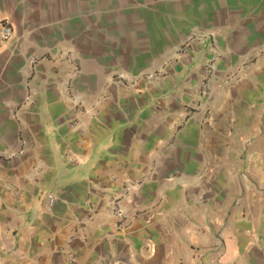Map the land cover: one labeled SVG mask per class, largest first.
Masks as SVG:
<instances>
[{
  "label": "crops",
  "instance_id": "crops-1",
  "mask_svg": "<svg viewBox=\"0 0 264 264\" xmlns=\"http://www.w3.org/2000/svg\"><path fill=\"white\" fill-rule=\"evenodd\" d=\"M3 24L0 264H264V0H0Z\"/></svg>",
  "mask_w": 264,
  "mask_h": 264
},
{
  "label": "built area",
  "instance_id": "built-area-1",
  "mask_svg": "<svg viewBox=\"0 0 264 264\" xmlns=\"http://www.w3.org/2000/svg\"><path fill=\"white\" fill-rule=\"evenodd\" d=\"M11 34H12V32H11L10 27H8L5 24L1 25V27H0V38L2 40H4V41L9 40L11 38ZM208 36L212 37V34L205 33V32H200V31H192L191 34L189 35V37L186 40H184L175 49L174 55L171 56L165 62L164 67L171 66V65L175 64L178 61L180 55L185 53V51L188 50L194 42L200 43ZM213 67L214 66H213L212 63L208 64V68H207L208 74H212ZM165 71L166 70L164 68H161L159 70H156V71H153L151 73H148L147 77L150 80H155V79H158L159 77H161L163 74H165ZM114 79L116 80V82L118 84H123L124 82L127 81V77H125L122 73H115ZM208 89H209V81L206 79L202 83V85H201V87L199 89V93L204 95V94L207 93ZM48 199H49V203H51L53 201V196L50 194L48 196ZM116 216L119 217V218H122V216H123V212L119 208H117V210H116Z\"/></svg>",
  "mask_w": 264,
  "mask_h": 264
}]
</instances>
